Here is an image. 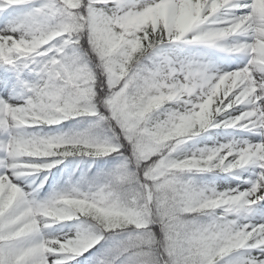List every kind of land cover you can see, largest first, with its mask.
Masks as SVG:
<instances>
[{"label":"snow or ice","instance_id":"obj_1","mask_svg":"<svg viewBox=\"0 0 264 264\" xmlns=\"http://www.w3.org/2000/svg\"><path fill=\"white\" fill-rule=\"evenodd\" d=\"M0 264H264V0H0Z\"/></svg>","mask_w":264,"mask_h":264}]
</instances>
